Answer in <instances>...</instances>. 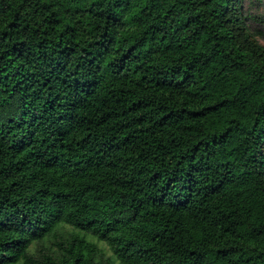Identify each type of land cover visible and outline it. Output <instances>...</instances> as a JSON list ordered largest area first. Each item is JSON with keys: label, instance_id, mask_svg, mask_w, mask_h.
<instances>
[{"label": "trees", "instance_id": "trees-1", "mask_svg": "<svg viewBox=\"0 0 264 264\" xmlns=\"http://www.w3.org/2000/svg\"><path fill=\"white\" fill-rule=\"evenodd\" d=\"M246 1L0 0V264H264Z\"/></svg>", "mask_w": 264, "mask_h": 264}, {"label": "rangeland", "instance_id": "rangeland-1", "mask_svg": "<svg viewBox=\"0 0 264 264\" xmlns=\"http://www.w3.org/2000/svg\"><path fill=\"white\" fill-rule=\"evenodd\" d=\"M244 6V11L249 16V23L252 26L253 30L257 33L258 39L264 44V0L259 1H246ZM78 229L71 225H62L60 226L55 234L49 236L41 242L34 243L30 248V255L32 256H42L46 253H54L57 250L56 242L59 238L69 239L72 235L77 234ZM86 235L89 240L95 242L100 248L99 260L103 264H124L114 254L110 246L99 240L97 237Z\"/></svg>", "mask_w": 264, "mask_h": 264}]
</instances>
